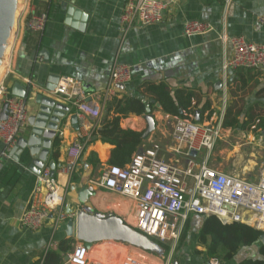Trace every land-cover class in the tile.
<instances>
[{"label":"crops","instance_id":"0c3cea01","mask_svg":"<svg viewBox=\"0 0 264 264\" xmlns=\"http://www.w3.org/2000/svg\"><path fill=\"white\" fill-rule=\"evenodd\" d=\"M125 3L126 0H32L38 13L48 15L44 33L28 32L23 19L15 25L14 47L11 56L10 51L8 54L10 92L16 83L31 90L29 100L26 101L29 117L38 108L35 104L38 94L52 96L72 109L59 126L64 136L63 139L58 138L59 149H55L53 144L50 161L64 164L68 145L78 134L70 119L72 115H77V109L46 89L53 84L57 87V81H51L52 78L75 79L80 83L82 92L89 95L88 102L102 105V101L95 98V93L106 91L111 83L113 68L125 64L132 68L133 78L118 92L116 98L138 97V91L146 85L164 84L172 95L177 91L194 95L192 108L200 112V122L211 119L214 114L224 120L230 110L233 115H239L240 112V118L264 113V98L258 96L264 88V71L238 69L224 75L222 66L231 56L232 47L221 39L223 34L243 36L253 43L264 45V26L258 22V18L264 16V0H178L165 12L162 24L133 27H126L122 23ZM188 20L210 23L215 31L189 38L184 33V23ZM10 38H13L12 33ZM149 100H146L148 104ZM2 107L0 101V109ZM252 107L253 111L250 110ZM152 113L155 129L147 138H143L135 154L159 151L162 148L169 150L173 144L172 126L176 117L158 110L155 105ZM103 116L100 119L78 116L83 136L100 127ZM120 125L122 129L134 130L143 135L147 129L145 115H130L123 118ZM30 134L29 125L19 138H29ZM168 138H172L171 143L165 142ZM87 145L91 146L86 159L90 168L87 171H75L69 179L60 178L66 186L67 207L73 210L82 207L78 202V190L71 189V185L82 183L94 189V195L88 202L91 209L102 214L112 213L134 227L137 206L133 200L91 186V181L98 179L102 171L110 166L108 161L113 146L102 141L91 142L90 138ZM4 150L5 146L0 140V154ZM262 152L264 132L224 128L222 138L211 154V162L215 161V166L222 172L239 174L254 182L258 180L264 164ZM92 156L97 160L95 167L92 165ZM238 167H245V170L239 173L235 170ZM37 176L28 169L26 162L22 163L10 156L1 159L0 264L42 263L49 251H56L62 241L69 240L67 231L71 219L58 225L50 220L38 231H30L21 226L20 221L30 206L37 186ZM190 219L193 220V226L188 240L179 251L182 256L179 260L173 258L171 262L209 264L196 254L197 250L205 251L198 246V233L202 224L197 216ZM72 239L75 241L73 250L83 243L76 236ZM149 239L164 248L163 255L125 242L103 240L94 243L93 256L114 259L112 254L115 251L118 254L146 256L156 260L167 259L170 254L173 256L179 243L162 244L157 239ZM165 246L171 248L170 252ZM258 252L259 246L246 249L234 260L219 264H238L246 258H257Z\"/></svg>","mask_w":264,"mask_h":264},{"label":"built area","instance_id":"2783aa9c","mask_svg":"<svg viewBox=\"0 0 264 264\" xmlns=\"http://www.w3.org/2000/svg\"><path fill=\"white\" fill-rule=\"evenodd\" d=\"M177 1L126 0L122 23L126 27L162 24L165 12ZM22 19L26 21L28 32L42 34L48 15L38 13L32 0H17L15 25ZM258 22L264 26V16H260ZM214 31L215 28L204 21L188 20L184 23V33L189 38ZM12 33L10 56L16 38L15 26ZM221 39L232 47L231 56L222 66L224 75L238 69L264 71V45L243 36L223 34ZM8 77L9 71L0 81V101L7 104V119L0 121V140L5 146L0 154V166L1 159L9 156L20 135L29 127L26 101L11 95ZM132 78L130 66H115L108 89L94 95L102 105L88 102L89 95L82 92L80 83L68 77L60 78L53 94L72 104L78 116L100 119L105 107L122 90L120 87L127 85ZM173 127V144L167 150L169 159H159L156 151L135 154L125 167L107 166L98 179L91 181V186L133 200L137 206L133 228L162 244L177 243L187 220L202 215L217 217L224 224H245L264 233V164L258 180L254 182L211 166V154L224 129L223 120L215 114L211 119L200 122L193 113L185 112V117L175 118ZM93 131L90 136H83L80 131L81 135L77 134L69 143L65 167L57 175L53 176L49 167L42 169L37 176L30 206L20 221L23 228L38 231L50 220L58 225L69 219L75 220L79 210L90 213L83 206L73 211L67 207L66 186L60 178L73 176ZM63 136L64 133L58 130L57 137L63 139ZM193 152H196L195 157ZM93 249L94 244L90 247L79 244L63 264H171L169 259L156 260L115 251L112 254L114 259L96 258ZM219 263L215 258L209 264Z\"/></svg>","mask_w":264,"mask_h":264},{"label":"trees","instance_id":"16d2710c","mask_svg":"<svg viewBox=\"0 0 264 264\" xmlns=\"http://www.w3.org/2000/svg\"><path fill=\"white\" fill-rule=\"evenodd\" d=\"M258 96L264 98V88L259 91ZM193 98L192 93L185 91H177L172 95L164 84H148L138 91V97L115 98L105 107L104 116L99 123L100 127L94 129L91 142L102 141L112 145L113 150L108 164L115 167H125L131 162L133 155L142 145L143 133L122 129L121 120L130 115H146V106L150 105L151 100L161 105V111L176 118L185 117V112L196 115L197 111L192 108ZM147 99H150L149 104ZM153 106L151 105L152 108ZM253 108L250 110L253 111ZM240 115V112L239 115H233L232 110H230L223 120V128L247 132L255 127V130L264 132V113L256 115L258 118L252 114L246 118H240ZM59 146L60 141L56 139L54 148L59 149ZM57 155L56 153V157ZM92 165L93 167L97 165V160L93 156ZM192 226L193 220L189 219L182 231L176 251H180L188 240ZM262 234L263 232L248 225L241 223L224 224L217 217L211 216L203 221L198 233V246L205 251L197 250L196 254L202 257L206 263H210L215 258L219 259L221 263H227L234 260L243 250L259 246L257 258H246L238 264H264V246L260 243ZM74 243L72 238L62 241L57 250L49 251L43 262L39 264H63L65 257L73 250ZM165 248L170 252V247L165 246Z\"/></svg>","mask_w":264,"mask_h":264},{"label":"water","instance_id":"95a60500","mask_svg":"<svg viewBox=\"0 0 264 264\" xmlns=\"http://www.w3.org/2000/svg\"><path fill=\"white\" fill-rule=\"evenodd\" d=\"M17 12V0H0V65L3 56L7 49V44L10 34L15 26ZM72 12V10H71ZM42 54H46L43 52ZM53 79V80H52ZM51 81H60V77L52 78ZM56 84L48 85L47 90L50 94L54 92ZM120 89H124L121 86ZM12 95L22 98L25 101L29 100L31 94L30 89L23 88L16 83L11 89ZM37 105L36 112L29 117V125L31 134L29 138H19L14 148L10 151L9 156L22 163L26 162L30 171L39 175L45 167L52 170V175L55 176L56 171L65 167L63 163L57 164L54 160H49L53 144L57 137V131L62 121L67 118L72 111L68 107L52 96H44L38 94L35 98ZM151 105H155L158 110H161V105L151 100L150 105L146 106L145 120L147 121V129L143 138H147L155 129V117L152 113ZM7 119V104H4L0 113V121ZM73 129L81 135L80 125L78 123V115H72L70 118ZM196 120L200 121V112L196 113ZM91 146L87 145L86 149L80 158V163L76 167V171L84 169L87 171L90 165L86 163L88 151ZM196 156V152L192 153ZM73 191L78 190V202L85 207L90 213L79 210L75 220L71 219L68 222L67 235L69 238L76 236L77 240L83 242L86 247L92 246L94 243L103 240H115L135 245L145 251L153 252L159 256L163 255L165 250L160 245L154 243L133 227H130L122 219L116 215L97 213L88 206L90 197L94 195L92 187L85 186L82 183L71 185ZM73 211V209H70ZM260 243L264 246V233L260 237ZM68 260V258H66ZM174 264H178L175 261Z\"/></svg>","mask_w":264,"mask_h":264},{"label":"rangeland","instance_id":"374dc122","mask_svg":"<svg viewBox=\"0 0 264 264\" xmlns=\"http://www.w3.org/2000/svg\"><path fill=\"white\" fill-rule=\"evenodd\" d=\"M12 32H13V30H12ZM11 32V33H12ZM13 40V38H10V40L8 41V42H11ZM10 48V46L8 45V48H7V52H8V49ZM8 55V54H7ZM7 55H6V57H7ZM9 67V66H8ZM5 75V74H4ZM4 76H2V78H3ZM1 78V79H2ZM1 79H0V81H1ZM173 129H174V127L172 126V132H173ZM172 136H173V133H172ZM171 141H172V138H168L165 142L167 143V142H169V143H171ZM241 141H244L243 139H241ZM164 148H162V149H160L159 151H156L157 152V157L159 158V159H163V160H167V159H169L170 158V155H169V153L167 152V150H163ZM251 154V151L249 152V155ZM262 156L264 157V153L262 152ZM246 160H249L248 158H246ZM246 162V161H245ZM210 164H211V166L213 167V168H215V169H218L216 166H215V164H216V162L214 161L213 163L210 161ZM218 170H220V169H218ZM237 172H239V173H242L244 170H245V167H238L237 169H235ZM221 171V170H220ZM238 176H241V175H239L238 174ZM197 217H199V216H197ZM206 218L204 217V216H200L199 217V223H203V221L205 220ZM189 220H187V222H188ZM186 222V223H187ZM179 244V243H178ZM176 249V248H175ZM181 256H182V252L181 253H179V251H176L174 254H173V256L170 254L169 255V257L167 258V259H169L170 261L173 259V260H176V257H177V260H179V258H181ZM237 257V256H236ZM235 257V258H236ZM166 258V257H165ZM173 260H172V262H173ZM172 262H171V264H172Z\"/></svg>","mask_w":264,"mask_h":264},{"label":"bare ground","instance_id":"6f19581e","mask_svg":"<svg viewBox=\"0 0 264 264\" xmlns=\"http://www.w3.org/2000/svg\"><path fill=\"white\" fill-rule=\"evenodd\" d=\"M12 36H13V33H12ZM11 44H12V42H8L7 48H8V45L10 46V48L8 49V52L6 49V52L3 56V59H2L1 65H0V79L2 78V76H4L5 73L8 72V69H9L8 66L10 63V57H8L7 54H9V51L11 49ZM6 55H7V57H6ZM202 216H204L205 218H208V216H206V215H202ZM253 218H255V217H252L251 219H253Z\"/></svg>","mask_w":264,"mask_h":264}]
</instances>
